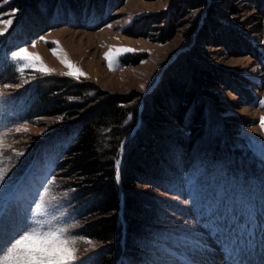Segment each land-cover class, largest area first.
<instances>
[{
  "label": "rangeland",
  "instance_id": "rangeland-1",
  "mask_svg": "<svg viewBox=\"0 0 264 264\" xmlns=\"http://www.w3.org/2000/svg\"><path fill=\"white\" fill-rule=\"evenodd\" d=\"M17 2L0 0V20H12L11 27L0 35V87L12 86L0 97V131L8 133L5 143L22 153L13 156L14 166L0 185V219L6 227L20 223L34 192L53 177L52 194L61 211L80 227L84 224L71 215L69 201L74 190L65 189L68 181L54 167L74 132L54 135L61 116L28 117L19 96L31 82L54 74L94 82L102 91L118 96L139 93L136 107L140 115L142 98L156 87L160 74H165L176 57L196 46L195 63L213 65L232 80L229 87L209 88L213 96L205 98L210 107L209 135L222 138L219 145L226 163L219 159L198 164L183 178L179 191L158 194L157 230L147 241L148 251H142L135 262L200 264L196 256L206 257L207 264L263 263L264 130L260 119L264 117V7L260 2L206 0L198 7L193 0H105L97 17L86 20L83 12L63 16L53 10L44 16L45 24L35 17L25 19ZM210 8L211 17L230 31L220 37L225 44L217 39L196 45V32ZM40 10L45 13L42 6ZM33 41L35 47H31ZM22 46L39 54L52 71L28 69L21 77L10 54ZM53 48L58 56L53 55ZM109 48L133 51L120 54L110 69L104 58ZM65 58L85 75L78 79L64 75L68 69L60 60ZM20 125H27L28 131L15 133ZM1 236L7 239L0 234V240ZM102 248L98 243L82 246L79 256L90 258L88 264H101ZM127 258L120 256L117 264H129Z\"/></svg>",
  "mask_w": 264,
  "mask_h": 264
},
{
  "label": "trees",
  "instance_id": "trees-1",
  "mask_svg": "<svg viewBox=\"0 0 264 264\" xmlns=\"http://www.w3.org/2000/svg\"><path fill=\"white\" fill-rule=\"evenodd\" d=\"M17 1L25 19L35 17L45 24L44 16L53 10L63 16L83 12L86 20L97 17L105 0ZM193 1L198 7L207 3ZM254 1L264 7V0ZM41 6L45 13L40 12ZM212 13L211 8L206 10L196 45L215 43L230 31ZM196 28L195 20L193 31ZM196 51L192 46L168 65L156 87L142 98L140 115L136 107L139 93L118 96L102 91L94 82L67 76H44L20 93L28 117L61 116L54 135L74 132L54 167L68 181L65 189L74 190L70 212L84 223L76 234L104 246L99 254L101 264H117L120 256L128 257L129 264H139L137 256L148 251L147 241L157 230L158 194L179 191L183 178L196 165L227 158L219 145L222 138L209 135L210 107L205 98L213 96L209 88L229 87L232 80L213 65L195 63ZM139 116V127L123 146L121 204L116 162Z\"/></svg>",
  "mask_w": 264,
  "mask_h": 264
},
{
  "label": "snow or ice",
  "instance_id": "snow-or-ice-1",
  "mask_svg": "<svg viewBox=\"0 0 264 264\" xmlns=\"http://www.w3.org/2000/svg\"><path fill=\"white\" fill-rule=\"evenodd\" d=\"M14 12L15 10L13 15ZM0 24L3 25L0 28V35H3L11 27L12 20H0ZM108 27L112 26L108 25ZM35 44L36 42L33 41L31 47H35ZM51 51L53 55L58 56L56 48ZM131 51H133L131 48H109L104 58L111 69L114 59L122 53ZM10 59L21 77L28 69L40 73L52 71L44 65L40 55L30 52L27 46L18 47L12 51ZM60 62L68 69L64 75L74 76L77 79L85 75L80 68L66 58L61 59ZM10 87L12 86L8 84L0 87V97H3L4 89ZM261 104L264 105V101H261ZM260 128L264 130V117L260 119ZM27 131V125H20L14 129L15 133ZM7 138L8 133L0 131V185L6 181L14 166L13 156L22 155L12 145L5 143ZM55 184L56 179L53 177L37 188L26 210V215L22 217L19 224L8 228L0 219V234L7 237L0 240V264H88L90 258L81 259L79 253L82 246L95 247V243L74 233L80 225L74 219L67 218V214L61 211L57 198L52 194ZM2 215L3 213L0 212V217Z\"/></svg>",
  "mask_w": 264,
  "mask_h": 264
},
{
  "label": "water",
  "instance_id": "water-1",
  "mask_svg": "<svg viewBox=\"0 0 264 264\" xmlns=\"http://www.w3.org/2000/svg\"><path fill=\"white\" fill-rule=\"evenodd\" d=\"M178 53V52H177ZM168 64V63H167ZM161 76V74H160ZM160 76L158 77L157 81H159L160 79ZM157 81H156V84H157ZM139 124H140V119H138L137 121V124L133 127V129L128 133V135L125 137V139L123 140L122 142V145H121V149H120V156H119V159L116 163V168H117V172H116V178H117V181H118V184L120 186V191H119V198L121 200V204H122V199H123V193H122V189H121V182H120V173H119V169H120V165H121V160H122V155L124 153L123 151V146L124 144L128 141V139L135 133L136 129L139 127ZM120 214L122 215V211H120Z\"/></svg>",
  "mask_w": 264,
  "mask_h": 264
},
{
  "label": "bare ground",
  "instance_id": "bare-ground-1",
  "mask_svg": "<svg viewBox=\"0 0 264 264\" xmlns=\"http://www.w3.org/2000/svg\"><path fill=\"white\" fill-rule=\"evenodd\" d=\"M2 238V236H1ZM4 238V237H3ZM2 238V239H3ZM7 238V237H6ZM194 258H196V260L200 263V264H207V263H204V261H207L206 257H201V258H197L196 256H194ZM263 260V259H262ZM208 262V261H207ZM259 264H264V262H260Z\"/></svg>",
  "mask_w": 264,
  "mask_h": 264
}]
</instances>
